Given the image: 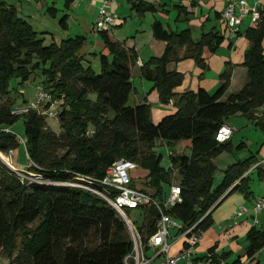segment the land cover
Masks as SVG:
<instances>
[{
  "label": "trees",
  "instance_id": "obj_1",
  "mask_svg": "<svg viewBox=\"0 0 264 264\" xmlns=\"http://www.w3.org/2000/svg\"><path fill=\"white\" fill-rule=\"evenodd\" d=\"M132 6L140 15L156 11L144 0H134ZM48 11L56 14L52 7ZM60 22L67 27L66 15ZM152 28L166 48L162 56L151 57L141 66V74L153 82L163 102L173 99L178 107L157 122L147 101L127 105L134 88L135 49L112 39L109 31H100L105 43L99 52L100 70L96 69L78 54L85 36H69L46 45L40 33L47 30L38 31L17 6L0 0V152L22 144L9 127L24 118V146L29 167L35 172L23 176L0 157V254L9 255L17 264H130L127 256L134 244L125 220L106 199L71 184L78 173L103 176L121 156L150 166L151 186L144 188L154 189L159 199L166 197L161 180L170 182L172 175L179 174L183 201L168 212L182 222L183 231L194 224L197 230L206 231L214 220L212 208L230 188V192L249 193L250 177L244 174L257 161L254 155L230 164L216 188L213 158L232 148L229 140H216L219 127L230 116L246 114L264 132V118L254 114L264 104V10L257 24L245 31L250 46L243 65L249 81L226 100L222 98L231 84V66L220 74V85L213 93L201 87L174 92L184 76L167 67L190 57L206 68L204 48L217 49L223 40L219 32H203L195 39L191 28L174 31L159 20ZM34 57L39 61L32 64ZM40 61L45 76L42 90L61 101L58 130L40 110L22 115L11 112L15 106L10 94L12 79L21 78L23 83ZM155 140L180 145L169 154L168 172L158 167L162 154L152 151ZM258 172L264 175V169ZM138 210L144 219L134 223L146 243L155 232L159 211L152 204ZM247 239L246 254L253 256L264 246V228H251ZM215 247L209 250L211 264H241L239 258L226 263L230 252L219 255Z\"/></svg>",
  "mask_w": 264,
  "mask_h": 264
},
{
  "label": "crops",
  "instance_id": "obj_2",
  "mask_svg": "<svg viewBox=\"0 0 264 264\" xmlns=\"http://www.w3.org/2000/svg\"><path fill=\"white\" fill-rule=\"evenodd\" d=\"M133 1L134 0H65L72 11L73 8H79L83 4V8H85L83 11L88 13L89 16H86V23L79 22V25L81 28L86 27L93 32L95 31V35L93 34L94 40L92 49H89V53H82L84 58L88 60L87 62L84 60V63L94 66L90 58L92 55H97L95 57L97 59L99 55L96 49L101 45L102 39L100 37V33L96 32L97 29L95 27L99 17L100 8L104 7L107 13L114 15L116 20L118 19L116 26L119 28L111 30L112 33H109L110 37L114 40L124 42L126 47L135 49L138 54V60L133 69V76L136 73L137 75L142 76L141 66L151 57L162 56L165 51L166 42L156 38L152 28L153 23L156 20H159L167 29L174 31L191 28L195 39L199 38L203 32L209 31H217L223 36L221 44L215 50L217 51V54L212 53L208 46L204 48L203 56L207 64L206 68H202L194 64L192 61L193 59L190 57L182 58L179 61H173L168 64L167 67L169 70H178L183 73L184 78L182 85L183 87H187L185 90L175 87L174 92L182 93L187 90L197 91L200 87L209 92H211V89L216 91L220 85V74L227 68L228 65L232 67V77L230 87L222 98L223 100H226L231 94L239 92L249 81L248 70L243 65L245 53L250 46V41L245 36V31L250 26H255L257 21H254L251 16H247L240 25L236 36L231 35L223 21L222 11L232 0H144L145 2L153 4L156 8L155 12L146 11L144 15H140L136 9L133 8ZM245 1L251 5L257 3L260 10H264V0ZM46 3L48 4V2ZM55 4L56 3L53 2L50 7L56 9L57 14L58 8ZM50 14L54 16L56 15L53 13ZM25 16L27 17V15ZM77 19L79 18L77 17ZM79 33L84 34L82 30L79 31ZM262 45L264 47V38ZM183 51V49L180 50V55L183 54ZM139 60L141 63H139ZM98 67L99 63L98 66L94 68L98 69ZM142 81L144 87L146 86L147 90H149L147 95H142L143 101H147V98L152 99L151 103L154 104L152 105V117L153 120L157 122L161 119L160 117L171 113L172 110L167 109L162 104H159L157 94L153 90L152 81L146 78L142 79ZM229 91H231L230 94H228ZM29 101L30 100L26 99V97L24 98L25 103H28ZM138 101H142V98L138 99ZM17 102L18 101H16V103ZM254 114L256 117L264 118V104L258 107L254 111ZM232 118H239V123H233L231 120ZM256 122L257 120L250 119L246 114L241 112H238L227 119L226 123L234 128V134L229 142L231 145L234 144L233 142L235 141V137L240 135V140L237 145L240 144L239 148L241 147L243 151H247L249 155L244 157H234V159L231 160L226 167L253 155L257 158V161L244 174V176L250 177L249 193L246 194L239 190L230 192V188L224 194L225 196H222V200L212 208L214 209V213L218 205H220L224 199H236L230 213L225 216H213L214 220H216V224L210 226L206 231H204L203 237L201 238L203 245L199 242L197 247L199 255L204 256L210 248L216 246L215 252L219 255L223 252H230L229 257L226 259V263H231L239 258L241 260V264H264V246L253 256H248L245 250L248 242L241 241V238L245 239V235L251 228H264V210L259 212L254 210L255 200L258 197L264 196V175L258 172L260 168L264 169V132ZM9 128L11 130H16V125L14 124ZM214 163L217 166L215 161ZM12 164L14 165L13 160ZM257 169L258 171L255 175L254 172ZM253 174L259 180V185L257 184V187L254 186L252 188ZM149 191L152 190L149 189ZM242 205L247 208V212L240 216L237 219V223L234 224L233 215ZM259 217L261 221L258 220ZM182 247L183 245L180 249ZM180 249L171 254L177 253ZM145 253L148 256L153 257L155 255V249L145 247ZM160 259L161 257H156L151 264H159Z\"/></svg>",
  "mask_w": 264,
  "mask_h": 264
},
{
  "label": "built area",
  "instance_id": "obj_3",
  "mask_svg": "<svg viewBox=\"0 0 264 264\" xmlns=\"http://www.w3.org/2000/svg\"><path fill=\"white\" fill-rule=\"evenodd\" d=\"M247 16H251L254 21L260 20L261 10L257 3L251 5L245 0H232L222 11L226 28L231 35L235 36ZM116 24L115 16L107 13L105 8L101 7L96 22L97 31H109ZM139 63H141L140 60ZM169 103L174 105V100L170 99ZM60 105L59 99L54 98L49 92L41 90L33 100L24 106H14L11 112L15 115H22L29 110H40L45 115L56 117ZM233 134L234 128L228 123H224L217 131L216 140L219 143L226 142L232 138ZM20 141L25 144V138H21ZM7 160L12 166V159ZM136 167L137 163L134 160L123 157L112 162L103 176L78 173L71 184L106 199L118 213L126 218L127 221L125 222L134 244L133 250L127 256L130 264H151L158 256L161 257L159 264H210L211 252L208 251L204 256L197 255L196 245L201 239L200 230L196 228L197 224L183 231L182 222H176L168 212L183 201L180 180L176 182L175 179L166 197L159 199L153 191L138 187L135 184L130 171ZM13 169L26 176L18 168L13 167ZM145 204H152L157 207L159 215L155 223V232L151 234L146 243H143L136 224L128 215L127 210L138 209ZM254 210L257 212L264 210V196L255 200ZM246 212L247 208L244 205L240 206L233 215V223L236 224L237 219ZM171 226L178 229L181 237H187L184 240V246L175 254H171V244L168 240ZM145 247L155 249V255L153 257L148 256L145 253Z\"/></svg>",
  "mask_w": 264,
  "mask_h": 264
},
{
  "label": "rangeland",
  "instance_id": "obj_4",
  "mask_svg": "<svg viewBox=\"0 0 264 264\" xmlns=\"http://www.w3.org/2000/svg\"><path fill=\"white\" fill-rule=\"evenodd\" d=\"M5 1L7 3L14 4L15 6H17L22 15H24V16L27 15L30 23L38 31L42 32L44 30H47V32H45V33H40V36H43L45 38L44 44L47 45V44H50L52 42L60 43L62 41V39L65 37L82 35V36H85V44L83 45L82 49L79 51L78 54L89 53L90 52L89 49H92L93 40H94L93 34L95 35V33H94L95 31L93 32L92 30L87 29L86 27L81 28V26L79 25V22H85L86 23L87 22L86 16H89L88 13H85L83 11V9L85 10V8H83L84 7L83 4H82V6L80 5L81 7H79V8H76V7L73 8V11H72V9L69 8V6L65 2V0H5ZM237 1H239V0H237ZM46 2H48V4ZM53 2L56 3L55 5L58 8L57 14L55 16L50 14L51 12L48 11V8L52 5ZM64 15H66V17H67V22H68L67 27H64L60 22V19ZM77 17L79 19H77ZM116 22H118V19L116 20ZM117 28H119V27L115 25L112 27L111 30H115ZM81 30L84 32L85 35L82 33H79V31H81ZM111 30H109V33L110 32L112 33ZM96 32L100 33V31H96ZM115 35H116V33H115ZM100 37H101L102 41H101V45L96 49L97 53H99L101 51V49L104 47V43H105L104 36L101 33H100ZM211 52L216 53L217 51H211ZM96 56L97 55H92L90 58L92 64L94 65L93 67L98 66V63L100 66L99 55H98L97 59L95 58ZM84 60H85V62L88 61L85 58H84ZM38 61H39V59L37 57H34L32 64H35ZM192 61L194 64H196L194 59ZM43 68H44V63H43V61H40L39 66H37L34 70L31 71L28 79L25 80L23 83L20 82L21 78L12 79V82L10 84V90H11L10 94L12 95V97H14V99H16L15 100V106H24L26 104L24 102L25 97H26V99L31 101L43 89L42 85H43V81H45V76L43 75ZM98 69H99V67H98ZM142 79H145V78H143L141 75L140 76L137 75V73L134 74V76H133L134 88L132 90V93L130 95V98L128 100L127 105L134 106L135 104H137V102H139L138 99L142 98V101H143L142 95H144V94L147 95L149 93V90H147V87L146 86L144 87ZM182 84L183 83L178 84L176 87L181 88V90H185L187 87H183ZM153 90L157 94L159 104H162L167 109H171L172 112L171 111L170 112L172 114L178 110L177 106L171 105L169 102H163L161 100L158 89L153 87ZM213 90L214 89H211L210 91L213 93L215 91V90L214 91ZM230 92L231 91H229L228 94H230ZM92 97H94V95H92ZM16 101H18V102L16 103ZM147 102L150 105L151 115H152V105H154L153 103H151L152 99L147 98ZM168 114H170V113H168ZM238 119L239 118H235V119L232 118L231 120L233 121V123H236V122L239 123ZM159 120H161V119H159ZM16 121H17V122H15L16 130H12V131L17 135L18 139L24 138V136H25L24 118H20ZM48 122L53 129L58 130L60 128V123H59L57 116L56 117L48 116ZM239 136L240 135H237L235 137V141L233 142L234 144H232L231 149H225L218 156H216L217 158L216 157L213 158V160L216 158L214 161L217 164V168L213 174V187L214 188H216V186L223 179L224 171L228 168L226 166L230 163L231 160L234 159V157H244V156L249 155L247 151H243V149L241 147L239 148L240 144L237 145V143L240 140ZM179 147H180L179 144H168L166 141L155 140V142L152 146V151L157 153V154H162V158H161L160 162L158 163V167L163 169L165 172H168L170 170V165H171L170 156H169L170 150L176 151L179 149ZM187 152H191V149L188 148ZM3 155L5 156L6 159H9V160L12 159L13 163H14V165L12 164V166L13 167L17 166L22 173L29 175V176L34 175L35 172L29 167V161H28L27 154L25 152L24 143L19 144L18 146H16L15 149L13 148L12 150H9V152H7V153H3ZM120 158H123V157L122 156L117 157L115 160H118ZM134 161L137 163V167L130 172H132V177L135 180V184L141 188L146 187V186L150 187L151 185L149 182L153 178V173H151L150 166L144 165V164L140 163L138 160H134ZM224 168H225V170H224ZM257 171H258V169L255 170V172H254L255 175L257 174L256 173ZM255 175L253 174L254 177H253V182H252V188L254 186L257 187V184L259 185V180L256 178ZM175 179H176V182H178L181 179L179 174H175V176L172 175L170 182L168 180H165V179L161 180V186L163 188L164 195L165 194L167 195L169 193V191L171 189V184L175 182L174 181ZM221 198L218 201V203L222 200ZM235 200H236L235 198L234 199H232V198L224 199V201H222L221 204L218 205L217 209L213 213V216H217V217H219L221 215L225 216L226 214L230 213V211L232 210L233 205L235 203L234 202ZM127 213L130 216V218L136 224H140L143 222V219H144L143 214L139 213L138 209H134L131 211L127 210ZM173 218L176 222L180 221L177 217L173 216ZM258 220L261 221L260 217ZM262 220H263V217H262ZM215 221L216 220H213L212 225L216 224ZM254 221H256V220H254ZM229 229H231V228H229ZM169 233L170 234H169L168 240H169V243L171 244V253H173L176 250L180 249V247L182 245L184 246V240H185V238L187 239V237H181L179 235L178 229L174 226L170 227ZM203 233H204V230H202V231L200 230V237L201 238L203 237ZM241 241H246L249 244V241L247 239V234L245 235V239L241 238ZM199 242L201 245H203L202 244L203 242H201V239ZM198 244L196 245V251H197ZM248 244H247V246H248ZM245 250H246V248H245ZM197 255L202 256V255L198 254V251H197ZM0 264H17V262L13 261L12 257H10L9 255L3 253V254H0Z\"/></svg>",
  "mask_w": 264,
  "mask_h": 264
},
{
  "label": "water",
  "instance_id": "obj_5",
  "mask_svg": "<svg viewBox=\"0 0 264 264\" xmlns=\"http://www.w3.org/2000/svg\"><path fill=\"white\" fill-rule=\"evenodd\" d=\"M0 157L11 167V168H13L12 166H11V164L8 162V160L2 155V153L0 152ZM231 190V189H230ZM225 196V195H224ZM120 214V213H119ZM121 215V217L125 220V221H127L126 220V218L122 215V214H120Z\"/></svg>",
  "mask_w": 264,
  "mask_h": 264
},
{
  "label": "bare ground",
  "instance_id": "obj_6",
  "mask_svg": "<svg viewBox=\"0 0 264 264\" xmlns=\"http://www.w3.org/2000/svg\"><path fill=\"white\" fill-rule=\"evenodd\" d=\"M2 155H3V153H2ZM4 156V155H3ZM5 157V156H4Z\"/></svg>",
  "mask_w": 264,
  "mask_h": 264
}]
</instances>
